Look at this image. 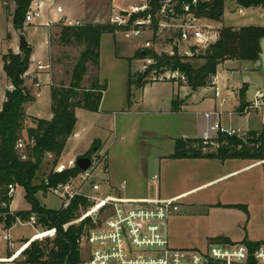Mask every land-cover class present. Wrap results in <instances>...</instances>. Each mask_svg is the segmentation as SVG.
I'll return each mask as SVG.
<instances>
[{
    "label": "trees",
    "instance_id": "obj_1",
    "mask_svg": "<svg viewBox=\"0 0 264 264\" xmlns=\"http://www.w3.org/2000/svg\"><path fill=\"white\" fill-rule=\"evenodd\" d=\"M165 0H148L145 11L132 14L130 23L135 19L145 18L147 14H154L160 9L161 2ZM172 0L174 17L182 19L186 15H192L196 19H207L219 22L223 15L224 0ZM243 8L262 7L264 0H234ZM32 0H17L13 14V27L16 30L23 28L24 17ZM188 7L185 12L183 7ZM59 33L55 43L63 46H81L78 60L72 70L71 82L68 86L59 85L50 87L51 119L44 120L30 118L34 127L27 130L28 144L23 153L16 149L21 140L23 124L27 118L24 113V105L33 100L25 87L24 76L30 66L31 50L26 47L20 53L14 54L8 51L2 56L3 73L11 89L4 93V101L0 110V224L5 229L10 228L16 222L28 220L31 214L37 216L38 223L44 228L56 230V236L52 240L43 243H32L24 252L25 262L28 264H79L77 238L81 225L64 226L74 220L79 211H85L90 203L84 198L77 197L71 201L66 209L50 210L40 206L36 199L38 192L46 193L59 184H64L69 179L77 176L80 170L77 167L54 173L51 171L46 178V183L40 186L32 185L36 173L40 169L46 156H51V166L58 164L68 139L71 137L76 124L75 110L82 109L96 113L99 110L103 95V87L100 86L96 76L87 88L81 86V82L87 73V66L91 65L97 71L100 59V39L104 34L114 36L115 31L126 30L127 27L116 25H58ZM264 36L263 27H242L239 29L221 28L218 31L214 43L203 50L196 52L190 48V57H181L177 49L173 54L150 53L149 56H141L151 63L146 67L145 73H129L128 86L141 88L145 84L159 81L164 74H177V78L169 81L176 82L179 86H186L191 91L198 88L212 87L213 78L216 76L218 65L226 60L259 61L260 39ZM176 38H179L178 32ZM133 58H127L130 65ZM202 60L200 67L193 65L191 61ZM151 76L154 79H150ZM239 112L246 106L245 89L238 93ZM174 151L170 159H209L223 163L226 160H264V137L262 132L248 131L246 139H238L235 136L228 137L217 134L207 144L200 139L173 140ZM95 144L93 145V147ZM91 148L84 156L93 155ZM24 157V159H22ZM20 186L24 191V200L30 206V210L24 213H10L12 203L7 196L9 186ZM219 206V205H218ZM247 213L245 206H224ZM89 220H86L88 222ZM212 241L229 243L228 239L216 238ZM243 244L253 253L263 243L243 241ZM250 264H252L250 262Z\"/></svg>",
    "mask_w": 264,
    "mask_h": 264
},
{
    "label": "crops",
    "instance_id": "obj_2",
    "mask_svg": "<svg viewBox=\"0 0 264 264\" xmlns=\"http://www.w3.org/2000/svg\"><path fill=\"white\" fill-rule=\"evenodd\" d=\"M16 1L17 0H0V40L6 38L4 40L7 45L5 54L8 51L18 54L20 53L18 49L19 37L21 35L25 36L27 47L31 50V56L30 66L24 76V81L25 87L31 94L30 96L33 100L26 103L24 109L27 116L44 120H50L52 117L50 110V87L54 85L52 83L53 66L51 63L54 46L51 44V34L58 33V25H110L113 20L118 17L120 12H131L133 8L141 7V1L139 0H32L28 11L39 9L42 13V18L35 21L33 27H35V29L42 28L46 31L40 43L33 46L30 44V41H28V36L23 32L24 27L30 26V24H23V28L20 30H16L13 27V14ZM56 8H61L62 11L60 14L55 12ZM49 19L54 20V23L50 26L46 25ZM197 22L198 25L210 31V33L215 36V39H217L218 31L221 28L239 29L249 26L263 27L264 8H243L234 0H224L223 15L219 22L207 19H198ZM117 41L118 39L116 36L110 34L102 35L100 39V55L103 43L105 42L106 45L112 48L114 62L130 58L124 56V50L117 49ZM43 53H46L48 57L47 65H43L49 66V68L46 70L34 69L32 66L33 62L41 58V54ZM219 68H221V70ZM130 70L129 67L127 85ZM89 77V73H86L82 80L83 87L88 85ZM5 80L8 85L6 90L11 89L6 78ZM36 80V84L39 83V87H37L36 84H34V86L31 84ZM257 81L262 82L264 87V70L260 60L257 62L226 60L218 65L216 76L213 78L212 87L198 88L195 91H191L188 87L184 85L179 86L176 82L169 80L149 82L142 88L144 91L149 86H163V93L150 98L146 102L143 101V105H141H147L145 108H150L148 111L151 112L149 113L154 114H192V136L182 134L179 138L200 139L214 123H218L227 129L239 130V128H234V126L227 127L224 123L232 122V119L236 116H243L236 114L237 112L239 113L238 93L242 88L245 89V102L247 103L250 100L247 98V90L252 83ZM232 83L234 86H232ZM99 84L103 87V95L98 112L93 113L82 109H76L75 115L78 110L85 111L95 116L102 114L106 92L104 83H100L99 81ZM219 85L223 93L221 89L218 88ZM216 87L219 89L220 99L227 98L229 101L231 98L235 100V104H233L229 110L226 109L227 103L222 106L220 105V99L215 97L214 91L209 94V90L212 88L214 90ZM199 90L203 91L199 92ZM256 90L264 91V88H255L253 93ZM222 94L224 96H222ZM132 107L135 108L137 105L135 106L134 103ZM42 111L45 113L44 116L42 115ZM207 113L212 114L206 117L205 114ZM254 114L260 122L250 126L252 120L247 119L248 121L243 131L262 132L264 137V115L263 113ZM87 131V127H81L75 132L74 127L71 136L74 138L75 145L72 149V156L69 158V161L84 156L93 145L97 143L95 138L88 136ZM68 143L69 139L61 157L65 155ZM172 154L173 153L159 158V175H153L156 176L159 181L157 193L149 197H132L131 199L177 200L178 207L180 203L184 205L185 209L182 214L186 218L196 219L199 223L206 226L201 240L190 241L189 247L182 244V242L172 241L174 246H180V248L177 249H193L191 248L193 244L198 245L201 241L202 243L204 242L205 247L203 249H205L208 243L216 238L228 239L230 244H243V241H248L252 243H263L264 245V160L251 161L230 159L221 163L218 160L209 159H170L169 157ZM47 157L51 158L49 155ZM61 157L58 160L60 165H62ZM173 164L181 165L188 170H190V168H196L206 172L203 176L199 175L196 178L194 177L195 175L187 173L182 176V188L179 192L161 193L160 182L163 174L162 167H168ZM104 181L109 187L112 186L110 181ZM210 192L211 194L214 192V200L205 199ZM198 196L202 197V199L200 198L201 200L198 201L192 200V198ZM11 205L10 208L12 207ZM224 206H245L247 213L238 209L224 208ZM12 211L17 212L13 209ZM179 215H181L180 208L179 212L169 219L168 229L170 220Z\"/></svg>",
    "mask_w": 264,
    "mask_h": 264
},
{
    "label": "rangeland",
    "instance_id": "obj_3",
    "mask_svg": "<svg viewBox=\"0 0 264 264\" xmlns=\"http://www.w3.org/2000/svg\"><path fill=\"white\" fill-rule=\"evenodd\" d=\"M141 1L140 6L146 4V0ZM130 12H120L118 17L120 19H126ZM34 22L30 26L24 27L23 32L28 36V41L33 46L39 44L44 38L46 31L42 28L35 29ZM198 24V23H197ZM114 25V24H110ZM178 23L174 21L162 22L161 26L158 25L156 20H153L149 27L142 28V35L140 37L124 38L121 31H115L114 36L117 37V49L124 50V56L133 58L134 60L129 63L126 60L114 62L112 48L106 43H103L101 55L99 59V67L97 71L91 65L87 66V74L89 73L88 87L92 82V79L96 76L100 83L105 85V102L102 108V114L97 116L88 114L85 111H76V126L75 132L81 127H87L88 136L95 138L97 143L92 148H96L94 153L104 154L105 161L102 163L103 167L106 166V171L103 172L102 165L97 169V181L100 182L104 191L117 189L119 185L125 181L126 187L121 194L124 197H149L153 196L158 191L159 181H152L153 175L158 174L159 158L173 153L174 143L173 140L182 136V134H188L192 136V114L181 115H165L149 113L150 108L142 106L143 101H147L152 97L162 94L163 86L148 87L145 91L141 88L131 87L127 85V74L130 67V72L145 73L146 67L151 63L148 59H142L141 56H149L150 53H166L173 54V49L176 48L178 55L183 57H190L186 53H189L190 46L180 43L176 38L178 32ZM202 28V27H201ZM204 29V28H203ZM59 33V29H58ZM58 33L51 34V44L54 46L52 54V83L53 86L65 85L68 86L71 82L72 70L79 58L83 47L81 46H68L63 47L55 43ZM111 35V34H110ZM6 39V38H5ZM4 38L0 40V110L3 104L4 92L7 89V82L5 76H3V62L2 56L7 50ZM146 44H149L146 46ZM59 47V48H58ZM118 53V52H117ZM123 54V53H122ZM141 54V56H140ZM48 57L46 53L41 54V58L36 59L32 66L34 69H39V66L43 70H46V63ZM193 65L198 67L202 66L204 62L202 60L191 61ZM45 64V65H43ZM221 70V68H219ZM171 74H164L159 80L171 79ZM178 76H175L177 78ZM151 80L154 79L152 76ZM33 82V81H32ZM31 83L33 86L36 84ZM148 84V83H147ZM82 86V82H81ZM86 85L83 88L87 87ZM232 86L234 84L232 83ZM218 88L221 89L219 85ZM255 88L263 89V83L257 81L252 83L247 90V98L251 99ZM203 90H199L202 92ZM213 88L209 90V94L213 93ZM223 90L221 89V92ZM223 93V92H222ZM31 95V94H30ZM222 96H224L222 94ZM135 103L137 107L133 108ZM142 104V105H141ZM235 104V100L231 99L226 104V109L229 110L231 106ZM141 105V106H140ZM43 112V111H42ZM114 112V113H112ZM26 115V111L24 109ZM44 112L42 115L44 116ZM262 114V113H261ZM264 115V113H263ZM26 119L23 124V131L21 133V142L23 149L28 144L27 130L34 127L30 118L26 115ZM247 119H251L250 126L258 124L260 122L254 113L248 116H236L232 119V122L224 123L225 126H234L239 130H244ZM236 126V127H235ZM255 126V125H254ZM214 138V137H213ZM75 145L74 138H69L66 153L61 157L62 165H67L72 156V149ZM52 158L46 156L40 169L35 175L32 181V185L40 186L46 183V178L51 171L54 170L51 166ZM60 165V163H58ZM206 172V171H205ZM202 169L190 170L184 168L181 165L173 164L168 167H162L161 177V193H176L182 188L181 179L183 175L187 173L197 176L204 175ZM200 176V177H201ZM104 180L110 181L112 186H108ZM105 187V188H104ZM15 194L11 207L13 213H24L30 210V206L24 200V191L20 186L14 185ZM109 188V189H108ZM53 189H48L46 193L38 192L36 199L41 207L50 210H58L61 207V199L57 197ZM210 194V195H209ZM207 195L205 199L214 200V192ZM210 196V197H208ZM202 197L198 196L192 198L193 201L201 200ZM180 214L178 217L171 219L169 222V240L171 246L172 241H179L185 246L189 247L190 241H200L204 234L206 226L199 223L198 220L193 218H186L182 212L185 207L181 203L179 204ZM80 213V212H79ZM6 229L3 224H0V257L5 254V243L2 240L3 232ZM40 232L39 229H35L29 225H19L16 223L10 229L11 235L14 239H28L34 234ZM43 243V242H42ZM207 245V244H206ZM180 248V246H174ZM205 247L202 241L195 245L193 249H203Z\"/></svg>",
    "mask_w": 264,
    "mask_h": 264
},
{
    "label": "built area",
    "instance_id": "obj_4",
    "mask_svg": "<svg viewBox=\"0 0 264 264\" xmlns=\"http://www.w3.org/2000/svg\"><path fill=\"white\" fill-rule=\"evenodd\" d=\"M148 0H146L147 2ZM195 2V0L193 1ZM174 3L172 0L161 2L160 9L145 18L135 19L130 23L132 14L147 9V4L133 8L126 19L116 17L112 24L118 27H127L121 31L124 38L140 37L142 28L149 27L153 20L161 26L162 22L174 21L178 23V41L195 48L196 52L205 49L215 42V36L207 29L198 25V19L192 15H186L182 19H176L174 15ZM185 12L188 7H183ZM61 8H56V13H61ZM42 18L39 9L29 10L24 17V24H31ZM53 19H49L46 25H52ZM72 26V25H69ZM77 26V25H75ZM149 44H146L148 46ZM191 56V52L186 53ZM48 69L49 66H46ZM39 70H43L39 66ZM171 78L178 76L170 75ZM39 87V83L36 84ZM214 95L220 99L219 89H214ZM227 98H221V106L227 103ZM264 113V91L256 90L252 98L238 115L250 113ZM212 113L205 114L206 117ZM228 137L235 136L238 139H246L247 132L222 127L218 123L211 125L204 133L202 139L207 144L217 134ZM21 140L16 149L22 150ZM104 154L94 153L90 160L89 168L69 179L64 184L53 188V193L61 199L62 209H66L72 200L77 197L84 198L90 203L85 210H80L79 215L64 229L71 225H81L78 234L77 245L80 254L79 264H264V245H260L253 253L244 244H230L211 241L203 250L177 249L170 245L168 234L169 219L179 212L177 200L162 199H131L124 197L121 192L125 190L126 182L123 181L117 189L104 191L97 181V169L105 161ZM24 159V157L22 158ZM76 167L74 160L67 165H56L54 173H62L65 170ZM103 167V165H102ZM106 166L103 167V172ZM152 181L157 177L153 176ZM14 186L8 187L7 196L14 198ZM9 212L12 213L9 207ZM86 220H89L86 222ZM29 225L40 232L28 239L16 240L10 233V228L3 232L2 240L5 243V254L0 257V264H28L25 262L24 252L32 243H42L52 240L56 236L54 228L47 229L38 223L37 216L31 214L26 221L16 219L15 224ZM14 224V225H15Z\"/></svg>",
    "mask_w": 264,
    "mask_h": 264
},
{
    "label": "water",
    "instance_id": "obj_5",
    "mask_svg": "<svg viewBox=\"0 0 264 264\" xmlns=\"http://www.w3.org/2000/svg\"><path fill=\"white\" fill-rule=\"evenodd\" d=\"M259 46H260L259 60H260L261 66L264 70V36L260 39ZM26 47H27V42H26L25 36L21 35L19 37L18 49L22 50ZM92 150H93V152H95L96 148H93ZM91 158H92V155L77 157L74 160V165L81 172H84L89 168Z\"/></svg>",
    "mask_w": 264,
    "mask_h": 264
}]
</instances>
